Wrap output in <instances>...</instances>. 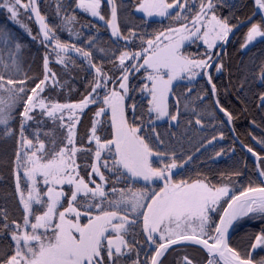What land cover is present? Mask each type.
<instances>
[{"label": "snow or ice", "instance_id": "6c2138e0", "mask_svg": "<svg viewBox=\"0 0 264 264\" xmlns=\"http://www.w3.org/2000/svg\"><path fill=\"white\" fill-rule=\"evenodd\" d=\"M0 12L28 38L0 26V169L16 204L0 207V264H264V136L235 128L249 101L264 123V54L234 73L228 52L237 33L242 57L264 45V0ZM152 17L170 23L149 31ZM237 144L251 165L209 166Z\"/></svg>", "mask_w": 264, "mask_h": 264}, {"label": "trees", "instance_id": "16d2710c", "mask_svg": "<svg viewBox=\"0 0 264 264\" xmlns=\"http://www.w3.org/2000/svg\"><path fill=\"white\" fill-rule=\"evenodd\" d=\"M39 3L41 5L42 11L44 14L47 15V17L53 21L57 22V17H56V5L58 3V0H39ZM140 16L136 14V23H139L140 21ZM83 18L80 17V21H82ZM82 23V22H81ZM151 27L148 29L149 31L162 27L163 25H166L164 22H159V23H154L153 21L150 22ZM7 25L8 28H10L13 32H15L22 41L27 43L28 38L24 36V34L17 28L15 25H13L7 18V14L5 12H0V26ZM35 27V25H33ZM102 31L101 35V40L105 41L106 43L108 41L107 34ZM67 38V37H65ZM29 49L36 50L35 45H31ZM235 49V46H234ZM262 49H264V45L262 44H256L255 47L251 49L250 52H248L246 55L243 57L239 54L238 48L236 50H233V47L228 46V52L231 54V69L235 73L236 72V67L238 64H240V61L243 59L245 62L248 61V59L252 56H257L259 57L260 55L264 54L262 53ZM37 54L36 52H34ZM32 55V53H30ZM32 58H35L37 56L32 55ZM81 75H83L81 73ZM228 82V77L227 75L222 78L221 83L227 84ZM237 111L239 113V118L237 119L235 123V128H236V135L239 136V139L244 141L245 143H255L252 140V136H255L257 138H260L261 136H264V123L261 122V113L252 105L251 101H249L248 104V111L247 112H239V106L237 107ZM255 119V125H252L250 122ZM87 121H85V124ZM166 126V125H165ZM81 130H85L84 128H81ZM226 137L227 143H231V133L226 132ZM237 152L236 155L232 159H221L218 161L216 164H210L209 166L212 167L213 169H226L233 165L236 162H239V164H242L245 160H248L249 165H251V157L250 154H246L245 150H241L239 147V144H237ZM12 151V142L7 141V142H2L0 141V157H3L6 159L8 155L11 154ZM12 188L13 184L12 181L8 178V172L7 169H0V207L6 206L10 211H15L16 209V204L15 200L12 198L11 193H12ZM10 203V204H8ZM14 203V204H13ZM18 214V213H17ZM247 230H251L250 228ZM261 255H264V253H260Z\"/></svg>", "mask_w": 264, "mask_h": 264}, {"label": "rangeland", "instance_id": "374dc122", "mask_svg": "<svg viewBox=\"0 0 264 264\" xmlns=\"http://www.w3.org/2000/svg\"><path fill=\"white\" fill-rule=\"evenodd\" d=\"M137 15L138 16H140L141 17V15L142 14H140V13H137ZM80 17L81 18H83V20L81 21L82 23H87L88 21H89V19H90V17H86L84 14H80ZM139 17V18H140ZM149 19V21L150 22H154V23H159V22H164L166 25L168 24V23H170V21L169 20H166V19H163V18H160V17H152V18H148ZM103 30V29H102ZM242 39V36L239 34V33H237V35L235 36V37H232L231 38V41H232V43H230V46L231 47H233V50H236V48H238L239 49V44L237 43V41H240ZM234 46H235V49H234ZM28 51L30 52V53H32V55H35V56H37L36 55V53H34V52H36V50H32V52H31V49H28ZM31 55V58L33 57ZM54 70H56V71H60V68L59 67H57V68H55ZM83 132H84V130L82 131L81 129H80V133L81 134H83ZM7 158V157H6ZM8 204H10V203H8ZM14 204V203H13ZM13 205H11V207H12ZM11 207L9 208V209H11ZM190 251H192L191 249H190ZM193 254H195V253H193Z\"/></svg>", "mask_w": 264, "mask_h": 264}, {"label": "flooded vegetation", "instance_id": "af4514ba", "mask_svg": "<svg viewBox=\"0 0 264 264\" xmlns=\"http://www.w3.org/2000/svg\"><path fill=\"white\" fill-rule=\"evenodd\" d=\"M194 86H195V85H194ZM174 100H175V97L172 98V102H174Z\"/></svg>", "mask_w": 264, "mask_h": 264}, {"label": "water", "instance_id": "95a60500", "mask_svg": "<svg viewBox=\"0 0 264 264\" xmlns=\"http://www.w3.org/2000/svg\"><path fill=\"white\" fill-rule=\"evenodd\" d=\"M231 38H232V37H230V40H231ZM231 135H232V133H231Z\"/></svg>", "mask_w": 264, "mask_h": 264}]
</instances>
